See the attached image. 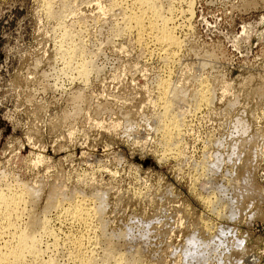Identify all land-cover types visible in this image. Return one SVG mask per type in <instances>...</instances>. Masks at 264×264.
I'll list each match as a JSON object with an SVG mask.
<instances>
[{
    "label": "rangeland",
    "instance_id": "obj_1",
    "mask_svg": "<svg viewBox=\"0 0 264 264\" xmlns=\"http://www.w3.org/2000/svg\"><path fill=\"white\" fill-rule=\"evenodd\" d=\"M135 1L0 0V193L33 188L56 264L105 243L119 264H264V0H175V53L124 29ZM62 200L104 203L103 221L46 213Z\"/></svg>",
    "mask_w": 264,
    "mask_h": 264
},
{
    "label": "bare ground",
    "instance_id": "obj_2",
    "mask_svg": "<svg viewBox=\"0 0 264 264\" xmlns=\"http://www.w3.org/2000/svg\"><path fill=\"white\" fill-rule=\"evenodd\" d=\"M174 1L175 0H136L135 3L142 6L141 11L132 12L131 14H129V16L123 19L124 29L131 30L132 28H135L141 38H144L146 34H148L149 38H151L156 44L161 47H163L164 45H168L166 50L170 49L172 53H175L174 51L179 48L181 40L175 33V28H171L170 24V21L173 20L172 14L175 9V7H173V5L171 4L174 3ZM190 6L192 8L193 5L191 4ZM168 11H170L171 15L165 17V14ZM146 17H149L148 22H146L145 20ZM77 54H79V52L74 49L73 52L69 55L68 61H74L72 59ZM78 65V73L81 77L84 78L88 77L95 67L94 64L93 66L90 61L89 63H87L86 60ZM174 88L176 89V87H173L170 82H167L163 87L164 96L162 100L164 106V114L161 115L163 116V120L161 119V121H163L162 132L168 139L167 146H173L175 149L179 144L178 129L181 127V124H176V132H171L168 123L172 118L177 121H182L181 115L184 116L185 112L183 113L179 110V112H181L180 114L177 110L179 104L178 106H176V104L178 102L180 94L177 93L178 90L175 91ZM211 95V91L207 90L206 88L205 90L203 89L202 91H200L199 94H196V99H194L195 102L199 105L206 103L211 104L210 102H213V98ZM196 103L195 106H197ZM158 118H160V116H158ZM167 150L173 152L172 149ZM209 168L210 167L208 166V169ZM32 189L27 187L25 183H21V186L19 185L16 188H12V186L8 188L5 194L3 193V191L0 193V238L6 237V240L3 239L4 244H0V264H56L55 262L57 259L55 255H52V257H50L48 260H45V257L43 255L45 251L49 250L47 249V246L46 248H44L45 245L43 246V243L45 241L44 237H51L52 235H54V232L52 226L49 225V219L45 214H42V216L36 215V211L34 209L35 194ZM63 201L65 200L53 201L52 203L48 204L45 208L46 213L50 207H53L54 209L56 208V210H62L64 211V213H67L72 221L86 222L89 218L96 219L99 223L103 221L105 209L102 204L104 203L101 204L100 202V204H92V206L89 202L85 203L80 201L76 204L68 203L67 207L64 208L62 203ZM99 243L102 244L101 242ZM192 243L194 244V242ZM193 244L191 245H196ZM108 246L109 245L105 243V257L101 259L96 254L94 255L93 249H86L87 247L84 246V244L70 247L68 251L66 250L68 254L65 252V255L67 254L66 256H68L69 258V263L67 264H119V260H117L116 253L113 252V248H107ZM201 252L203 253V251ZM190 254L192 255V253ZM201 254L200 251L199 253H197L198 256ZM202 255L204 256V254Z\"/></svg>",
    "mask_w": 264,
    "mask_h": 264
}]
</instances>
